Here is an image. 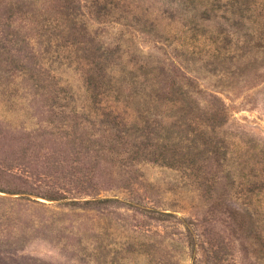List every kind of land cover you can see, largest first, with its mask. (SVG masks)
I'll use <instances>...</instances> for the list:
<instances>
[{
  "label": "rangeland",
  "instance_id": "rangeland-1",
  "mask_svg": "<svg viewBox=\"0 0 264 264\" xmlns=\"http://www.w3.org/2000/svg\"><path fill=\"white\" fill-rule=\"evenodd\" d=\"M30 9L43 99L0 87V211L28 233L0 264H264V0ZM102 118L133 145L81 150Z\"/></svg>",
  "mask_w": 264,
  "mask_h": 264
},
{
  "label": "trees",
  "instance_id": "trees-1",
  "mask_svg": "<svg viewBox=\"0 0 264 264\" xmlns=\"http://www.w3.org/2000/svg\"><path fill=\"white\" fill-rule=\"evenodd\" d=\"M3 3H5L4 6ZM33 3L34 0H0V87L3 92L10 90L8 93L11 98L14 97L13 99L15 100L23 99L21 101L23 105L21 106H26V108H23L25 112L32 111L39 101H42L44 96L39 91L40 85L45 78L44 69L39 63L38 55L40 50L31 41V22L27 19V14H31L30 7H32ZM17 13L25 15L19 18V22L17 21ZM114 120L100 119L96 123L98 128H93L92 132L88 131L87 126H84V124H78V130L80 131L79 148L87 152L88 150L101 152L118 146L129 149L133 144H129L127 140L121 142L120 140L123 138L114 139V135L116 136L114 129L118 127V123L116 120L114 122ZM14 125L24 132L34 131L27 122ZM27 135L29 134L27 133L23 136ZM21 152L24 156L26 146L21 148ZM135 152L138 153L139 149H136ZM0 192L6 191L0 187ZM35 194L50 201L61 200L60 195H57L56 192L45 191L35 192ZM0 199L2 198L0 197ZM110 201L109 199L94 200L84 202L82 205L88 203L100 204ZM71 204L78 205L79 202L72 200ZM21 214L16 208L15 210L2 209L0 211V226L10 227V230L0 235V242L12 247L15 243L22 241L27 235L26 225L21 223ZM12 228L15 229L14 232H12Z\"/></svg>",
  "mask_w": 264,
  "mask_h": 264
}]
</instances>
